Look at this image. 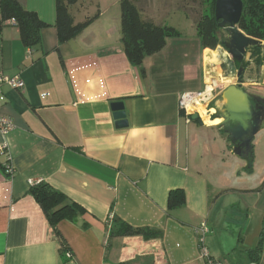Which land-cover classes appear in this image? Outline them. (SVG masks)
Returning <instances> with one entry per match:
<instances>
[{
	"label": "crops",
	"instance_id": "0c3cea01",
	"mask_svg": "<svg viewBox=\"0 0 264 264\" xmlns=\"http://www.w3.org/2000/svg\"><path fill=\"white\" fill-rule=\"evenodd\" d=\"M16 1L48 27L33 50L11 21L0 20V75L24 82L22 90L3 85L0 92V115L14 126L7 135L0 131V161L9 158L14 171L11 202L0 207V264H208L203 247L221 264H264V168L246 171L247 158L219 126L222 110L219 124H201L214 134L202 135L179 107L183 94L203 90L207 72L220 77L223 46L203 49L183 13L167 18L157 2L138 5L144 20L179 33L145 60L143 78L121 43V0L88 17L96 19L63 44L56 0ZM245 62L238 85L261 97L264 64L257 69L250 54ZM85 65L78 96L68 72ZM115 102L125 104V129L116 128ZM258 146L252 144L255 154ZM39 182L87 212L78 223L59 225L65 245L29 194ZM177 191L185 201L174 208L169 198ZM113 219L161 235L111 237Z\"/></svg>",
	"mask_w": 264,
	"mask_h": 264
},
{
	"label": "trees",
	"instance_id": "16d2710c",
	"mask_svg": "<svg viewBox=\"0 0 264 264\" xmlns=\"http://www.w3.org/2000/svg\"><path fill=\"white\" fill-rule=\"evenodd\" d=\"M142 0H121V43L130 64L139 69L142 77H146L144 62L161 51L167 45V41L179 36V33L170 27L157 26L154 23L144 20L140 7ZM209 4L210 15H204L196 24L198 36L201 39L203 49L216 50L223 46V30L219 28V23L215 19V4L217 0H203ZM244 10L241 21L238 25L248 37L264 41V1L263 0H243ZM79 0H56L57 21L59 43L63 44L81 35L89 25L96 19L87 18L84 22L77 23L72 13V9L77 6ZM140 7H139V6ZM186 13V12H185ZM0 20L13 23L19 30L21 41L30 49H37L41 44V32L48 27L39 17L27 11L16 0H0ZM1 38H0V70H1ZM247 54L251 55L257 69L264 64V53L261 48H250ZM245 71L250 63L243 65ZM222 129V128H221ZM223 135L231 142L227 132L222 129ZM232 143V142H231ZM232 146H234L232 144ZM6 153V152H5ZM248 167L246 171L253 173V155L247 158ZM12 168L11 160L7 158L4 163L0 161V172L6 178H10L9 170ZM29 194L41 207L49 224L53 228L57 237L65 245L66 242L61 236L59 225L62 222L78 223L86 214V210L79 204L72 202L63 193L55 190L44 182L34 183ZM185 195L183 191L173 192L170 195L169 203L171 207L178 208L184 204ZM111 237L143 236L145 239H155L161 234L159 231L151 229H136L119 219H113ZM87 227L88 225L84 223ZM264 231V230H263ZM264 236V233H263ZM263 239L259 248L261 249ZM68 248V246L66 245Z\"/></svg>",
	"mask_w": 264,
	"mask_h": 264
},
{
	"label": "water",
	"instance_id": "95a60500",
	"mask_svg": "<svg viewBox=\"0 0 264 264\" xmlns=\"http://www.w3.org/2000/svg\"><path fill=\"white\" fill-rule=\"evenodd\" d=\"M244 10L243 0H217L215 4V19L228 38L224 42V50L229 54L220 56V61L225 68L226 78L242 81L245 68L243 66L250 48H261L264 53V43L245 35L239 30ZM240 66V67H239ZM223 110L220 117L223 122L219 125L224 129L232 144L234 152L244 158L253 155L252 143L260 132L264 122V107L259 106L253 96L240 85L228 87L221 95ZM256 100H262L256 98ZM113 117L117 129L129 126L127 112L123 102L111 104ZM192 120L203 124L198 115H193Z\"/></svg>",
	"mask_w": 264,
	"mask_h": 264
},
{
	"label": "rangeland",
	"instance_id": "374dc122",
	"mask_svg": "<svg viewBox=\"0 0 264 264\" xmlns=\"http://www.w3.org/2000/svg\"><path fill=\"white\" fill-rule=\"evenodd\" d=\"M116 1L117 0H79V3L77 4V8H78L77 10H78V12H80V15L77 17L78 23L85 21L88 17H92L93 15L98 14L99 11H103V10H107V9L112 11L113 6H114V2H116ZM149 2H154V3L157 2L159 4V8L161 9L160 11H161L162 15H164L163 17L168 18V17H172V16L177 15L179 12L183 13L184 15H186L189 18V21H190L193 29H196L195 28L196 24L201 17H203L204 15H210L209 4L205 3L203 0H142L140 5L143 6V5L149 4ZM178 24H179L178 22L177 23L172 22V25H174V27H177V28L183 30V28L181 26H179ZM183 27L185 28L184 25H183ZM223 34H224L223 35L224 39L227 40L228 35L225 32H223ZM263 43H264V41H263ZM218 50H219V47L216 50H213V52L216 53V51H218ZM85 66H87V65H85ZM71 69H73V68H71ZM78 69H79V71L77 73V76H78L79 72L84 70V66L78 67ZM223 70L224 71L221 72V70L219 69V73H220V76L225 77L224 72L226 70H225V68ZM216 74H217V72H216ZM263 79H264V77H263ZM238 83H239L238 81L231 79V78H228L227 80H225L223 78V81L220 82V84L218 86V88H219L218 94L217 93L215 94V96L216 95L217 96H216V99H215L214 104H213V106H214L213 108L215 109L216 113H214V112H212L211 114L208 113V115L210 116V118L212 120L219 119L216 114H217V112H219V110H223V102L221 100L222 93L228 87H230L232 85H238ZM257 88L258 89L261 88V90H260V92L262 94L261 97H263V99H264V89H263L264 87L258 86ZM246 89L245 90L247 92H249L250 94H254V90L252 87H247ZM216 106H217V109H216ZM211 107L212 106H210V108ZM222 122H223V120L221 119V123ZM193 124H194V126H197L200 128L199 130H200L202 135H203V133L214 134L213 130L206 129V127L201 126V124L199 122H194ZM255 142L260 143V146H258V149H257V154H255V152H253V158H254L253 169L255 170V165H256L257 171H255V174L257 175L258 172L262 168H264V153H263L264 152V122L261 126L260 132L255 136V138L253 140V143H252L253 147H254ZM201 152L202 151H198L199 156H201ZM246 167H248V163H247Z\"/></svg>",
	"mask_w": 264,
	"mask_h": 264
},
{
	"label": "built area",
	"instance_id": "2783aa9c",
	"mask_svg": "<svg viewBox=\"0 0 264 264\" xmlns=\"http://www.w3.org/2000/svg\"><path fill=\"white\" fill-rule=\"evenodd\" d=\"M12 23H15L14 20L11 21ZM224 49L223 47L221 50ZM225 56L229 57V54L224 50L223 51ZM90 66H84V70L89 68ZM79 69L73 68L70 69L68 72L69 79L71 81V84L73 85V88L78 96H82V93L79 89L78 82H77V73ZM216 72H207L206 75V84L202 91L199 92H189L185 93L181 96L179 100V107L181 112L184 114V116L187 118V121L190 122L193 115H198L199 119L204 123L202 111H205L206 115L211 114L212 112L216 113L215 109L213 108L214 101L216 99L215 94H218V86L220 82L223 81V77H216L214 76ZM225 80L227 78L225 77ZM3 85H8L14 90H22L24 88V82L19 78L10 79L7 77H4L0 75V92ZM84 99V98H82ZM210 106H212L210 108ZM210 118V116H209ZM211 119V118H210ZM205 124V123H204ZM14 126L12 121L0 115V131L4 135L9 134L13 130ZM5 151V147L0 148V152ZM10 178H6L3 180H0V207L3 205H7L11 202L10 194L11 189L9 187L10 183L14 178V171L11 168L9 170ZM206 229L203 227L201 228L198 233L201 235L200 242L201 244L204 243V235L206 234ZM202 256L205 257L208 261V264H221L219 262H216L212 259H209V255L207 250L203 247L202 250Z\"/></svg>",
	"mask_w": 264,
	"mask_h": 264
},
{
	"label": "bare ground",
	"instance_id": "6f19581e",
	"mask_svg": "<svg viewBox=\"0 0 264 264\" xmlns=\"http://www.w3.org/2000/svg\"><path fill=\"white\" fill-rule=\"evenodd\" d=\"M202 115H203V120H204V123L206 125H216V124H219L220 123V120L217 121L216 120H212L209 118V116L206 115L205 111H202Z\"/></svg>",
	"mask_w": 264,
	"mask_h": 264
},
{
	"label": "flooded vegetation",
	"instance_id": "af4514ba",
	"mask_svg": "<svg viewBox=\"0 0 264 264\" xmlns=\"http://www.w3.org/2000/svg\"><path fill=\"white\" fill-rule=\"evenodd\" d=\"M244 64H245V61H244ZM243 64V65H244ZM240 67V66H239ZM244 74H245V72H244ZM244 74H243V77H242V80L244 79ZM252 96H253V98L255 99V101L257 102V104L259 105V106H262V107H264V101H262V100H256V98H258V96L257 95H255V94H251ZM259 98H261V97H259ZM262 99V98H261Z\"/></svg>",
	"mask_w": 264,
	"mask_h": 264
}]
</instances>
